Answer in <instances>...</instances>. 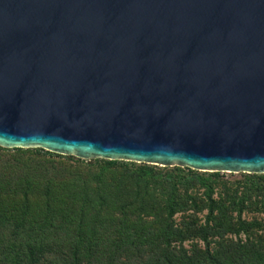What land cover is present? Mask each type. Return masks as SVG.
<instances>
[{"label": "water", "instance_id": "obj_1", "mask_svg": "<svg viewBox=\"0 0 264 264\" xmlns=\"http://www.w3.org/2000/svg\"><path fill=\"white\" fill-rule=\"evenodd\" d=\"M0 147L264 174V0H0Z\"/></svg>", "mask_w": 264, "mask_h": 264}, {"label": "trees", "instance_id": "obj_2", "mask_svg": "<svg viewBox=\"0 0 264 264\" xmlns=\"http://www.w3.org/2000/svg\"><path fill=\"white\" fill-rule=\"evenodd\" d=\"M6 151L0 264H264V174L231 182L102 160L59 182L42 157Z\"/></svg>", "mask_w": 264, "mask_h": 264}, {"label": "rangeland", "instance_id": "obj_3", "mask_svg": "<svg viewBox=\"0 0 264 264\" xmlns=\"http://www.w3.org/2000/svg\"><path fill=\"white\" fill-rule=\"evenodd\" d=\"M23 150L26 151L27 149H23ZM5 153H7L8 156L15 155V156L28 157V156H36L37 155L39 157H42L43 160H45L46 166H47L46 172L44 173L45 174L44 177H53L55 180H58L59 182L62 181L63 179H65L64 175L66 173L68 175L67 176V178H68L70 175L69 174L70 172L74 173L77 170H81L84 167H86V165H89V166L94 165V168L96 167L97 169H98V167H103V165H104V162H100L102 160H96L94 162L88 163L84 160H82L84 162H81V161H78V159L71 160V159L66 158V157H57V156L50 157V156H47L43 153L38 155L35 152H17V151H14V149H7V151ZM98 161H99V163H98ZM95 164H97V165H95ZM133 164L134 165L129 164L128 169H130L132 171H137L140 169L141 164H138V163H133ZM96 168L94 171H96ZM155 168L159 169V170H163V171H174L175 170L174 168H179L180 171H183L182 169H184L181 167H166V169H163L164 167H159V166H155ZM108 170H110V171L114 170L115 172H117V171L121 170V168L109 167ZM186 172L187 171L185 170L183 173L186 174ZM163 173H165V172H163ZM199 173L201 175L212 174V173H208V172H199ZM220 174L223 177V180L234 182V181L242 180L244 178V175H242V174H245V173H239V174H236V173H220Z\"/></svg>", "mask_w": 264, "mask_h": 264}]
</instances>
